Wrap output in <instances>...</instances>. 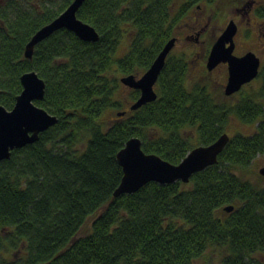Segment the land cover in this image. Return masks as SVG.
Here are the masks:
<instances>
[{
	"label": "trees",
	"instance_id": "obj_1",
	"mask_svg": "<svg viewBox=\"0 0 264 264\" xmlns=\"http://www.w3.org/2000/svg\"><path fill=\"white\" fill-rule=\"evenodd\" d=\"M72 1L0 0V105L12 109L21 75L35 71L45 82L35 104L58 119L0 162V264H194L209 249L222 264H264V187L235 173L264 155V65L257 92L233 102L208 82H188L189 57L170 52L157 98L107 122L106 111L124 106L119 77L145 72L185 17L216 0H85L76 16L96 42L60 29L25 58L31 37ZM255 1L262 19L264 0ZM138 96L131 89L127 99ZM233 120L255 129L229 135L217 162L188 183L148 182L113 197L116 154L129 138L178 164ZM6 243L22 256L4 257Z\"/></svg>",
	"mask_w": 264,
	"mask_h": 264
},
{
	"label": "water",
	"instance_id": "obj_2",
	"mask_svg": "<svg viewBox=\"0 0 264 264\" xmlns=\"http://www.w3.org/2000/svg\"><path fill=\"white\" fill-rule=\"evenodd\" d=\"M85 0H73L72 3L51 22L42 26L31 37L25 47L24 56L31 59L35 46L60 29L73 32L79 39L94 43L99 39L95 28L78 19L76 13ZM237 24L229 20L221 34L213 42L207 56L206 68L213 70L219 63H226L228 78L224 88L227 96L238 92L241 87L258 76L260 58L252 51L242 56L233 54L234 36ZM176 37L170 38L160 50L148 69L142 74L122 75L120 83L130 89L139 91L136 100L130 103L129 110L134 111L154 101L157 93L154 89L158 76L171 52ZM22 90L17 95L12 109L0 105V162L8 159L14 149L24 147L37 141L39 134L58 121L55 115L35 104L44 97L45 82L35 71L23 73L20 77ZM118 112L117 115H123ZM230 136L223 132L208 145H197L178 163L172 164L155 153H146L141 140L134 136L129 138L124 147L116 154V161L122 169L119 185L113 192L117 198L122 194H133L148 182L170 184L176 181L188 183L194 173L204 170L217 162L218 155L224 149ZM264 178V165L258 170ZM230 212L233 205L225 206Z\"/></svg>",
	"mask_w": 264,
	"mask_h": 264
},
{
	"label": "rangeland",
	"instance_id": "obj_3",
	"mask_svg": "<svg viewBox=\"0 0 264 264\" xmlns=\"http://www.w3.org/2000/svg\"><path fill=\"white\" fill-rule=\"evenodd\" d=\"M183 1L184 0H180V2ZM247 1L248 0H216L214 3H211L210 6L205 5L202 8L195 9L194 12L192 11L187 17H185L183 23L181 22L174 34V37H177L178 41L175 42L171 52L173 54L185 53L189 57L190 71L188 73V82H207L205 79H208V81L211 82L210 78L205 73L206 71L201 72L202 68L198 62L202 60L201 58L208 52V50L210 51L209 48H211L213 42L221 34L229 20H233L238 27V31L234 36V39L237 42L236 53L240 54L246 50H250L260 58L259 70L261 66L264 65V18L260 19L259 17H256L254 13H252L250 15V20L247 21L248 17L245 14L241 15V13L236 11V8H243V12H245L248 7ZM180 2L176 4V7ZM200 12H203L204 17L202 19L200 18L198 22H196L195 19ZM207 16L211 17L208 21L206 19ZM203 24L207 26H204L205 29L203 28L202 30L203 35L201 36V39L197 42L194 39L187 41L185 38L187 34L194 35L193 37H195V32L198 31V29L200 30ZM125 51L126 49L123 48L119 51V55L123 54ZM210 77L212 78L213 85L209 82L208 83L212 88H215V93L220 98H224L233 102H236L237 99L246 93L249 94L252 92H257L260 84L257 76L253 81L254 83H252L250 87H246L243 91L238 93L237 97H229L222 92L220 87H218L221 81V73L219 70L210 74ZM122 87L123 89L119 91L118 99L122 100L124 106L117 112H112L111 110L106 111L102 119L107 120V122L115 120L117 116L125 115V110L131 103L127 99L129 96V90L131 89L123 85ZM123 111V115H117L118 112ZM254 129L255 125H244L238 120H233L226 133L229 135L236 133L247 135L251 134ZM263 165L264 155H259L248 167L236 170L235 173L242 179L248 180L255 184L257 187H264V178H262L258 173L259 168ZM89 225L90 220L87 221V224L83 229L85 231L88 230ZM2 255L6 258H20L22 256V252L18 248L12 247L6 243ZM262 259L264 260V255L262 256ZM194 264H222L221 253L218 249H209L205 251L201 257L196 259Z\"/></svg>",
	"mask_w": 264,
	"mask_h": 264
},
{
	"label": "flooded vegetation",
	"instance_id": "obj_4",
	"mask_svg": "<svg viewBox=\"0 0 264 264\" xmlns=\"http://www.w3.org/2000/svg\"><path fill=\"white\" fill-rule=\"evenodd\" d=\"M247 9L245 10V12H243V8H236V11L238 12V13H241V15H243V14H245L248 18H247V21H249L250 20V15L252 14V13H254L255 14V8H256V6H257V2L255 1V0H250V1H247ZM201 6L200 5H198L197 6V8H200ZM256 16V15H255ZM204 16H203V12H200V13H198V16L196 17V19H195V21L196 22H198V20L201 18H203ZM257 17V16H256ZM211 17L210 16H207L206 17V19H207V21L210 19ZM197 24V23H196ZM204 26H207V25H205V24H203L202 26H201V29L199 30L198 29V31H196L195 32V37H193L194 35H189V34H187V36L185 37L186 38V40L187 41H189L190 39L191 40H195L196 42L197 41H199L200 39H201V36L203 35V28L205 29V27ZM177 38V37H176ZM176 41H178V38H177V40ZM194 41V42H195ZM234 43H235V47H234V50H233V54L234 55H236V56H242V55H244L246 52H248V51H250V50H246L245 52H242V53H240V54H238V53H236V49H237V42H236V40L234 39ZM210 49V48H209ZM208 54H209V50H208V52L206 53V54H204L203 55V57L201 58L202 60H200L198 63H199V65L201 66V72H204V71H206L205 73L208 75V77L210 78V80H211V82H209L208 81V79H205V80H207V82H209L210 84H212L213 85V81H212V78L210 77V74H212L214 71H217V70H219V72L221 73V81H220V85L218 86V87H220L221 88V90H222V92L224 93V88H225V85H226V82H227V78H228V70H227V64L226 63H220V64H218L213 70H211V71H209V70H207V68H206V61H207V56H208ZM256 79V78H255ZM254 81V79L252 80V81H250L249 83H247V84H245V85H243L242 87H241V89L238 91V92H235L234 94H232V95H230L229 97H237V95H238V93H240L241 91H243L246 87H250L251 85H252V83H254L253 82ZM209 84V85H210ZM211 86V85H210ZM218 87H216V88H218ZM211 89L212 90H215V88H212L211 87ZM225 94V93H224ZM227 96V95H226ZM238 100V99H237Z\"/></svg>",
	"mask_w": 264,
	"mask_h": 264
}]
</instances>
